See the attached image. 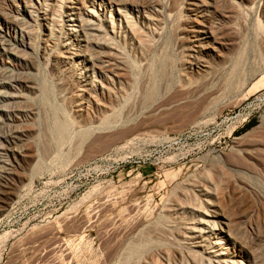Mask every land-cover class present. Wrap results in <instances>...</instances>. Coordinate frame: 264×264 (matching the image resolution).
Segmentation results:
<instances>
[{
	"label": "rangeland",
	"instance_id": "rangeland-1",
	"mask_svg": "<svg viewBox=\"0 0 264 264\" xmlns=\"http://www.w3.org/2000/svg\"><path fill=\"white\" fill-rule=\"evenodd\" d=\"M29 1L27 0L28 3ZM41 1L32 0L25 6L21 0H0L1 11L9 12L8 15L14 13V16L23 20L19 19L22 24L25 22L22 29L23 25H8L0 16V183H5L4 178L9 173L14 177H8L14 183L11 185V192L9 191L11 195L0 193L3 204L0 205V264H122L121 256L125 253L126 246L138 237L140 230L142 232L143 228L155 222L162 214L177 218L169 216L176 222L172 225L181 227V230L196 223L199 217L197 212L192 209L183 212L177 207L181 196V192L175 189L178 184H184L188 188L187 194L191 195L192 191L195 193L198 186L203 184L202 172L208 168L215 171L216 167L220 172L225 171V174H232L236 178V174L225 163L219 162L226 157L234 161L233 166L237 167L248 162L247 165H252L255 171L264 176L261 167L254 163L264 159L262 151L255 150L252 153L257 159L249 156L246 161H238L233 155L235 139L243 138V143L250 145L264 137V33L258 29L260 20V24H264L261 10L264 8V0H258L255 13L251 11L246 13L250 15L243 14L221 23L222 39L229 44V50L221 54L220 60L213 64L214 74L189 92L181 89L179 80L182 70V73L188 74L186 67L190 66L186 45L183 46L179 40V29L182 26L180 18L181 15H186L185 10H182L184 5L178 3L175 6L177 11H174L171 7L172 0H162L164 5H156L155 8L143 0H123L119 7L112 1L94 0L93 4L88 3L96 13L94 20L100 23L105 35L100 38L101 41L94 43L112 47L109 50L94 47L97 51L100 50L98 53L92 48L91 53H97L93 54L94 58L101 57L103 61L113 63L115 57H111L109 52L119 53L118 56L123 61L127 60L137 66L141 79L151 72L161 78L164 71L161 60L169 62L172 76L170 75L168 83L160 85L159 95L151 102L140 100L139 86L136 85L133 89L134 78H130L133 77L130 73L127 78L125 71L101 70L91 65L87 73L79 74L80 67L70 62V56H73L70 53L75 51L66 53L69 50L62 47V43L67 40L63 33L57 34V38L61 39L57 49L64 51V55L58 54L59 50L48 51L47 46L60 39H52L45 29H41V34L31 42L26 29L32 30V17L40 18L39 20L44 17L45 5ZM224 3L222 12L231 11L225 0ZM43 7L44 9H40ZM157 8L159 12L165 11V15L156 11ZM28 9L34 11L33 14ZM123 11L125 16L122 17ZM169 15H173V19ZM126 16L137 27H148L154 34L146 50L149 53L144 51L146 55L139 50L138 38L129 30L124 18ZM70 19L65 14L54 22L57 27L64 24L70 27ZM231 23L234 24L230 25ZM5 38L8 39L7 44ZM3 42L4 45L1 44ZM33 42L34 50L29 46ZM71 48L80 54H85L86 51L82 42ZM56 55H60V59ZM68 66H72L70 70ZM152 69L154 70L151 71ZM74 71H78V75ZM62 78L66 81L70 79L69 84ZM73 79L77 82H73ZM83 80L93 81L98 86L97 89L95 87L97 92L89 89L90 86L87 88ZM128 80H132V84L129 83L132 87L130 89L126 82ZM74 84L75 87L79 85L76 89L80 86L81 89H89L87 94L80 92V89L77 91ZM108 85L120 91L125 85L128 90L122 88L129 92L126 94L132 100L126 106L123 104L125 107L119 123L104 129L98 119L92 118L91 121L94 122H89L92 125L89 126L93 127V130L90 128L91 136L86 138L88 140L81 141L80 134L89 126L86 125L88 121L80 119L79 121L86 123L73 126L78 128L72 127L74 130L71 129L73 133H69L71 138L67 142L62 145L54 139L56 144L48 145L50 141L44 135L42 113L61 112L62 108L64 110L65 103L62 105L66 97L69 99L76 95L75 98H78L79 92V95L84 94V101H91V96H98L102 100L107 92L102 87L109 89ZM92 92L96 96L89 95ZM121 93L119 97L123 95ZM84 107L89 109L87 105ZM91 109V115L98 118L94 108L93 112ZM96 126H99L98 129ZM45 145L48 147L44 148ZM27 155L29 158L24 159ZM39 161L41 165L38 163L39 167L34 168L33 165ZM216 162L225 167L222 169L218 164V168ZM252 182L258 186L255 188L259 191L264 188V179H253ZM190 183L193 185L190 186ZM261 195L262 197H253V208L249 207L250 211L246 215L248 220H244L245 227L240 236L241 241L244 239L242 244L248 256L257 264H264V192ZM194 198L192 197L191 202L195 201ZM230 198L232 197L226 199L228 205H225V210L228 209L227 213L236 216L240 212L242 198L240 201L239 198L233 197L235 201ZM178 234L179 232L175 233L173 237L180 239ZM161 251L153 249L143 254L139 264H151L156 259H161L163 264L187 262L179 256L171 258V262L169 259L164 260L165 257L161 258ZM243 261L248 263L246 259Z\"/></svg>",
	"mask_w": 264,
	"mask_h": 264
},
{
	"label": "bare ground",
	"instance_id": "bare-ground-1",
	"mask_svg": "<svg viewBox=\"0 0 264 264\" xmlns=\"http://www.w3.org/2000/svg\"><path fill=\"white\" fill-rule=\"evenodd\" d=\"M43 1L44 2L42 4L45 5L44 6L45 9H44V7L40 8V9L45 10L43 13L44 17L41 18V20H39L40 18L34 19L32 17L33 15H30V17H32V19H33L32 23H34V24H30L29 21L27 20L28 24H30V26H32L31 27L32 30L29 31V29H26V27H29V26H26L25 29L28 32V33L26 32L27 33L26 35H28V37L30 38V41L31 40L35 41L33 39L37 38L39 36V34H41V31L43 29H45L48 32V34L51 36L52 39H58L57 34L60 33V35H61V33H63L67 39V40L65 39L67 42L65 41L64 44L62 43V45H63L62 47L64 49L69 50V51L66 50L67 51L66 53H68V52L70 53V51L72 52V50L75 51V52L70 53L71 55L73 54V56H70V60L72 59V61H70V62L76 63V65L80 67L81 73H79V74L84 75V73H87L90 69L89 66H91V65L94 66V68H99L101 70L102 69H107V70L110 69V71H112L115 69V70H119V71L120 70L125 71L127 73V75H128V73H130L129 75L130 76L132 75L133 77H130L129 75L128 76L126 75V77L127 78L128 77L134 78L132 87L134 89V87L136 85L139 86V88H140L139 94H140V98H141L140 100L145 101V102H148V101L151 102L153 99H155L160 93L159 92L160 91V85L162 86V84L164 82L168 83L167 81L170 79V75L172 74L170 72L171 66H169L170 64L168 61H165V62H168V64H164L165 63L164 59L161 60V61H163V65H161V66L163 67V70H164L162 76H160L161 78H157L156 75L153 72H151L148 74V76L146 78L143 77L144 79H141V78H139L140 73L138 75V70L136 69L137 66H135L133 63H130L127 60L123 61L122 60L123 58L118 56L119 53L118 54L110 53L111 51L110 52L108 51L109 49H112V47H109L110 45H108V47H107V44L105 42L104 43L106 45H103L100 43L99 44L94 43L95 41L100 40V38L105 36L103 34V31L101 30L102 27L100 26V23L96 22V20H94V15L96 14L95 11L90 9V6H88L89 4H93L94 0H43ZM103 1H106V2L112 1L111 3L117 5L118 7L121 4V2H123V0L122 1H120V0H103ZM125 1L127 2V0H125ZM143 1H144V3L146 2L147 4H149V6L153 5L152 7H154V8L156 7V5H158L160 7L162 5H164L161 2L162 0H158V1L156 0L157 2L154 0H143ZM143 1H142V3H143ZM163 1H167V0H163ZM210 1L211 2H208L207 0H172V2H171L172 3L171 7L173 8L174 11L176 10L175 6L178 3H180V4L184 5V7H182V10L184 9L185 10L184 12H186V15H184L183 17L181 15V18H180V22L182 23L181 24L182 26L180 25L181 27L179 29V40L181 41L183 46L186 45V48H187L186 50H188L187 52H188V55L190 56L189 63H188L190 66L186 67V68H188V70L184 68L185 70H187L186 73H188V74H185V72L182 73L183 72V70H182V72L180 73L181 75L179 74V76H180L179 80L181 83V89L182 90L184 89L185 91L187 89L188 92L193 90V88L195 90V87L201 81L203 82L204 80H207L212 74H214L213 64H215L216 61L220 60V58L222 56L221 54H223L225 51L229 50V44H227V42H224V40L222 39L223 34L220 32L221 27H222L221 23L226 22V20L228 21L230 18H234V17L240 16L243 14L246 15V13H249V12L251 13V11H253L255 13L256 11H254V10L256 9V5L259 3L258 0H225L227 2V5L231 8V11L222 12V8H224V4H225L224 0H210ZM21 2L23 5L28 6V4H30L32 2V0H31V2L29 1V3L27 2V0H21ZM130 2H132V1H130ZM130 2H128V3L130 4ZM244 2L249 3V4H247L248 6L240 4V3H244ZM38 3L40 4V2H37V4ZM96 3H97V1H96ZM131 4L134 5V3H131ZM252 4H253V6H252ZM1 5H2V3H1ZM31 5L35 6V4H31ZM137 6H138V4H137ZM165 6L167 7V5H165ZM93 7H94V5H93ZM111 7H113V5ZM122 8L124 9V7H122ZM163 8H164V6H163ZM36 9H38V8H36ZM261 10H262V13L264 15V8H262ZM124 11H123V13L120 12V13H122V17L125 16V15H123V14H125ZM156 11L159 12V9L157 8ZM166 11L168 12V10H166ZM29 12L31 14H33L32 12H34V11L29 10ZM164 12L162 11L161 13H164ZM180 12H181V10H180ZM6 13H7V11H6ZM6 13H5V11L3 12L0 10V14H1L0 16L3 17L4 22L5 23L7 22L8 25L14 24L16 26L17 25L22 26L25 23L24 22L22 24L21 21H23V20H21L19 18L21 20L20 21L17 18L18 16L17 17L14 16V13H13V15H8L9 12L7 14ZM65 14L71 18L69 21L71 23L69 25L70 27H66L65 24L64 25L62 24L63 25L62 27H57V23H55L57 21H55V19H58L60 16L62 17ZM117 15H119V14H117ZM164 15H165V13H164ZM173 15H169L170 19ZM247 15H250V14H247ZM37 16H38V14H37ZM119 16H121V14ZM124 18H126V24L129 28V30L131 31V33H133L134 35L137 36L136 38H138L137 40L139 41V44H138V47L140 48L139 50H141V52L144 54L146 52L147 48L149 47L148 43L150 44V42H152V36L154 34L152 33L151 29H149L148 27H146L145 29H143L141 27L140 28L137 27V25H135L130 19H128V16H126ZM172 19H173V17H172ZM260 19H261V17H260ZM49 20L52 23H50ZM258 21H257V23H258ZM260 21H262V20H260ZM260 21L258 23L259 24L258 29H260L261 33L262 32L264 33V26H263L264 24H260ZM237 22H238V20H237ZM28 24L26 23V25H28ZM55 24H56V26H55ZM233 24L231 23L230 25H233ZM239 24H240V22H239ZM24 26L25 25H23L22 29H24ZM19 28L21 29L20 26H19ZM0 36H2V35H0ZM261 36H262V34H261ZM4 41H5V44H7L6 41L8 42V39H6ZM47 41H51V40H47ZM60 41H61V39L57 43H55L53 41V44L47 46L48 51L50 52L52 50H57V51L59 50L58 54H60V53L63 54L64 51H62L61 49H57L58 48L57 46L58 45L60 46ZM9 42H11V41H9ZM44 42H45V40H44ZM81 42L84 43V45L86 46V51H85V48L83 50V51H85V54H80V53L76 52V49L71 48V46H75L77 43H81ZM34 43L35 42L29 44L30 49L32 48L34 50V48H35ZM49 43L50 42H48V44ZM1 44L4 45V42ZM234 45H235V43H234ZM77 46H79V45H77ZM150 46H152V44ZM94 47L99 48L101 50L102 49H108V50H106V52L108 51L109 55H111V57L112 56L115 57V59L113 58L114 62L109 63V62L103 61L102 60L103 58L101 59V57L100 58H94L93 54L94 53L97 54L100 51L99 49H98L99 51H97ZM43 48H45V47H43ZM92 48H94L97 51V53L96 52L91 53ZM148 51H150V50H148ZM47 53L48 52L46 50V54ZM54 53H55V51H54ZM146 53H149V52H146ZM146 53H145V55H146ZM101 54H102V52H101ZM227 55L228 54H226V56ZM47 56H48V54H47ZM59 56H57V57H59ZM67 57L69 58V56H67ZM63 58H66V57H63ZM68 58H66V59H68ZM59 59H60V57H59ZM76 60H77V62H76ZM106 63H108V64H106ZM77 66H74V67H77ZM158 66H160V64ZM70 67H72V66H70ZM70 67L68 68L69 70H70ZM153 67L155 68V66H153ZM77 69L79 71L78 67H77ZM65 70H66V68H65ZM153 70L154 69H152L151 71H153ZM63 71H64V69H63ZM78 71H77V73H78ZM62 74H63V72H62ZM73 74H72V76H73ZM124 74H123V76H125ZM83 75H82V77H85ZM62 77H65V76L62 75ZM66 77L68 79V77H69L68 74ZM73 78H75V77H73ZM127 78H125V79H127ZM62 79H64V78H62ZM70 79H72L71 76H70ZM70 79L68 81H70ZM84 79H86V77ZM63 81H66V79H64ZM68 81H66L67 84H69ZM83 81H84V83H86V84L83 83L84 85H86V87L90 86L89 89H91V90L94 89V91H95L96 85H94L93 81H90V80L89 81L83 80ZM128 81H126L128 83L127 86H129V83H131L130 81H132V80H130L129 82ZM73 82H77V81H74V79H73ZM80 82L81 81H79V83ZM108 82H109V80H108ZM63 84H64V82H63ZM75 84L73 85V87H75ZM123 84H125V83H123ZM228 85H229V83H228ZM78 86H76V87H78ZM115 86H116V84H115ZM124 86L125 85H123L122 87H124ZM76 87H75V89H76ZM97 87H96V89H97ZM122 87H121V89H122L121 91L113 89L114 87H112V88L110 87L109 89H107V87H102L103 91L104 90L107 91L106 96L102 97V100L99 99L98 96L95 95L96 93H93L94 92L93 91L91 94L89 93V95L94 94L96 97L91 96L90 97L91 101H89V100L84 101L86 98L84 99L83 93L87 94V91L89 89L88 90L81 89V86H80V88H78L76 90L78 91L80 89V92L83 91V93H81L82 95H79L80 92L77 93L78 98H75L76 95L74 93V95H75L74 98L71 96L72 100L70 99L71 97L69 99L66 97L67 100L64 98L65 99L64 101L61 99L63 101L62 106H64V103H65V106H67V107L64 106V110L62 108L61 112L60 111H55V112H46L45 111V112H43L42 113L43 123H42V121H41V123L44 124V130H43L44 135H45L46 139L50 141L49 142L50 144L48 143V145L55 143V142H53L54 139H56L57 142L62 143V145H63V143L67 142L71 138L69 135V133L72 132L71 129L78 128V127H73V126H75L76 124H80V123H86V121H88L86 123V125L92 126L91 123H89V122H94V120L91 121L92 118L98 119L100 126L103 127L104 129L105 128L107 129L108 127L110 128L111 126H114L115 124L117 125L119 123V121L121 120L120 118H122L121 112H123L122 111L123 107H125L127 104L131 103L130 101H132L129 98L130 95L127 96V94H129V92H126V90H128V89L126 87H124L126 89L125 90ZM132 87L129 86L128 88L130 89ZM83 88H84V86H83ZM95 92H97V91H95ZM121 92L123 93V95L121 97H119ZM102 93L104 94V92H102ZM103 98H104V100H103ZM66 103H68L69 106ZM123 104H125V106ZM84 105L85 106L87 105L89 109L87 110L84 107ZM90 108H92V109L94 108L98 118L93 117L94 114L91 115V113L89 112ZM58 109L59 108H57V110ZM69 109H71V110H69ZM72 109H74V110H72ZM92 109H91V111H92ZM43 110H44V108H43ZM80 119L81 120L85 119L86 121L81 122V121H79ZM90 126L88 129L85 128L86 130L84 129L85 131L83 130V132L80 134L79 139L81 141L85 140L86 138H88V139L90 138L89 137V136H91L90 135V133H91L90 128H92L91 130H93V127H90ZM96 127L98 129L99 126H96ZM101 127H100V129H101ZM103 128H102V130H103ZM261 136L262 135H260V137ZM29 137H30V134H29ZM88 139H86V140H88ZM251 141H252V139H251ZM84 142H82V144ZM59 143H57V144H59ZM77 143H79V142L77 141ZM82 144H79V145H82ZM48 145L47 146L45 145L44 148L48 147ZM233 145H234L233 155L237 157V160L241 159L242 161H246V159L249 158V156H251V158H253V159H257V158H255L256 156H254L252 153L255 150H259V151H262L264 153V137L260 140H257L256 142L250 144V145L244 144L243 138H237L233 141ZM53 148H55V147H53ZM258 155L260 156V154H258ZM27 157H28V155L25 156L24 159H27ZM263 157H264V155L262 156V158ZM258 160H260V159H258ZM219 162L225 163V165L228 168H230L231 171L234 172V174H236V178L233 177L234 175H232L231 173L230 174L232 176L231 175L229 176L228 174H225V171L220 172L217 169V167L214 168L215 166H213L215 171H213V169L208 168V170H205L202 172L203 173L202 174L203 184H200L198 186V190H196L195 193L192 191L193 189L191 190L192 194H195V196H193L191 194L193 198L195 197L194 198L195 201H193V202H191L192 197H191V195L187 194L188 188L184 184H178L175 188L176 190H178L179 193L181 192L180 193L181 196H180V200H179L180 202L178 203L179 205L177 207H179L180 210L183 212L189 211V209H192V211L197 212L196 214H198L199 217H198L196 223L193 222L195 224L191 223L192 225H189L186 228L183 227V229L181 230L180 229L181 227L172 225V224L176 223V222H174L173 219H177V218H173L171 215H169L170 217L173 218V219H171L168 215L162 214L163 216L161 215L160 216L161 218L158 217L159 219H157L155 222H153V223L149 224L148 226H146L145 228H143L142 232L140 230V234L137 235L138 237H136V239L132 240L126 246L125 253L123 254L124 256L123 255L121 256L122 257V264H139L141 262L140 259L142 258V255L145 253H148L149 251L151 252V250H153V249H155V250L158 249L160 251L162 250L161 252H162L163 256H161V258L165 257L164 260L169 259L170 262H171V258L173 259V258L179 256L183 260L186 259L187 260L186 263H188V264H246V263H244L245 260L243 261V259H246L248 261L247 264H257L252 257L248 256V253L246 252L245 248L243 247V244H244L243 240L244 239H242V241H243V244H242L240 236L243 235V233H242L243 227H245V226H243V224H244V220L247 218L246 215H248L250 208L252 207V204L255 201V199H253V197L254 198H255V196L256 197L257 196L262 197L261 193L264 192L263 191L264 188H262V190H260V191L258 190V188L256 189L255 187H258V186L254 185L252 180L253 179H257V180L264 179V176H263V174H261V172L255 171L256 169H255V167H251L252 165L251 166L247 165L248 162L246 165H245L246 162L245 163L243 162L244 163V165H243L242 162L240 161V163L243 165L241 167L240 166H238V167L233 166L234 161L233 162L230 161V159H228L227 157L225 159L220 160ZM38 163H39V165H41L40 161L36 162V164L33 165L34 168L39 167V166H37ZM216 163H215V165L218 166L219 163H217V164ZM254 163L258 164V166L261 167L260 169L264 172V159L260 160L259 162H254ZM235 164L237 165V163H235ZM238 164H239V162H238ZM220 166H218V168ZM221 167L223 169V167H225V166H221ZM7 175H8V177H10V179L13 177V176L11 177V173H9ZM8 177L4 178L5 179L4 184L0 183V193L3 195L9 194L11 192L10 191L11 185L13 186V184H14V183H12V181H9L10 179H8ZM8 181L11 182L12 184H10ZM188 184H189V182H188ZM191 185H193V183L192 184L190 183V186ZM209 187H210V189H209ZM196 189H197V187H196ZM178 192H176V193H178ZM10 195H11V193H10ZM3 197H7V196H3ZM228 197H232V198H230L231 200L233 199V197L239 198V201H240V198H242V201L240 202V205H239V211L240 212L238 215L235 214L236 216H234L230 213H227L226 210H228V209L225 210V207L228 205V204L226 205V199ZM263 199H264V197L262 198V200ZM1 204H2V201L0 199V205ZM254 211L255 210H253V212ZM259 213H260V211H259ZM167 214H168V212H167ZM193 215H194V213H193ZM262 215H264V214H262ZM249 216H250V214H249ZM246 220H248V219H246ZM194 221H195V219H194ZM251 221H253V220H251ZM177 232H179L178 236L180 235V239H178V238L175 239L173 237L174 234ZM151 264H163V263H162L161 259H160V261L156 259V260H152Z\"/></svg>",
	"mask_w": 264,
	"mask_h": 264
}]
</instances>
